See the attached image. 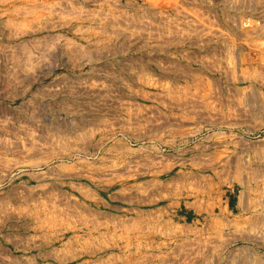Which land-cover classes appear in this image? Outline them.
<instances>
[{
  "label": "rangeland",
  "instance_id": "1",
  "mask_svg": "<svg viewBox=\"0 0 264 264\" xmlns=\"http://www.w3.org/2000/svg\"><path fill=\"white\" fill-rule=\"evenodd\" d=\"M4 83L0 264H264V0H0Z\"/></svg>",
  "mask_w": 264,
  "mask_h": 264
},
{
  "label": "bare ground",
  "instance_id": "2",
  "mask_svg": "<svg viewBox=\"0 0 264 264\" xmlns=\"http://www.w3.org/2000/svg\"><path fill=\"white\" fill-rule=\"evenodd\" d=\"M19 87H20V86H18V85H16V84H12V83H4V84H0V91H8V92H11V93L13 94V96H14V94H15V96L18 97L19 94H21V93H20V92H21L20 90H22V89L19 88ZM17 89H18V90H17ZM15 91H16L17 93H16ZM17 97H14V98H17ZM12 98H13V97H12ZM14 98H13V99H14ZM59 155H61V154H59ZM2 157L4 158L5 156H2ZM3 158L0 157V160L3 159ZM60 158H61V157H60ZM6 159H7V158H5V160H6ZM9 160L11 161L12 159H9ZM56 160H57V159H56ZM3 161H4V159H3ZM6 161H7L6 163H8V159H7ZM12 161H13V160H12ZM38 161H40V160H38ZM46 161H47V160H46ZM15 162H16V161H15ZM15 162H13V163L15 164ZM18 162H20V161L17 160V163H18ZM30 162H31V163L33 162L32 165H33L34 163H36V161H30ZM17 163H16V164H17ZM21 163L24 164V161L21 162ZM28 163H29V162H28ZM39 163H40V162H39ZM42 163H43V162H42ZM1 164H2V163H1ZM14 164H13V165H14ZM18 164H19V163H18ZM5 165H6V164H4V166H5ZM19 165H20V164H19ZM21 165H22V164H21ZM21 165H20V166H21ZM37 165H39V164H37ZM43 165H44V164H43ZM45 165H46V164H45ZM14 166H16V165H14ZM17 166H18V165H17ZM65 166H66V165H64V167H65ZM67 166H68V165H67ZM67 166H66V167H67ZM0 167L2 168L3 166H0ZM6 167H8V165H6ZM6 167H5V169H6ZM29 167H30V165H29ZM62 167H63V166H62ZM1 168H0V169H1ZM8 168H10V166H9ZM38 168H39V167H38ZM38 168H37V169H38ZM3 169H4V168H3ZM5 169H4V170H5ZM10 169H11V168H10ZM6 170H9V169H6ZM1 171H2V170H1ZM9 171H10V170H9ZM3 173H4V172H3ZM3 173L1 172V174H3ZM7 173H8V172H7ZM38 175H40V174H38ZM0 176H2V175H0ZM4 176H5V175H4ZM35 176H36V175H35ZM5 177H6V176H5ZM36 177H37V176H36ZM40 177H41V176H40ZM1 178H2V177H1ZM3 179H4V178H3ZM8 180H9V179H8ZM2 184H3V183H2ZM240 259L243 260V258H240ZM246 260H247V259H246ZM237 262H238V261H237ZM237 262H236V263H237ZM241 262H242V261H241ZM249 262H250V261H249ZM255 262H256V261H255ZM238 263H239V262H238ZM242 264H244V263H242ZM247 264H248V263H247Z\"/></svg>",
  "mask_w": 264,
  "mask_h": 264
}]
</instances>
